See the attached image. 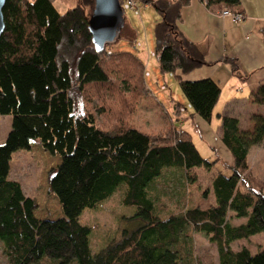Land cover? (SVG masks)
I'll return each instance as SVG.
<instances>
[{
	"label": "trees",
	"instance_id": "16d2710c",
	"mask_svg": "<svg viewBox=\"0 0 264 264\" xmlns=\"http://www.w3.org/2000/svg\"><path fill=\"white\" fill-rule=\"evenodd\" d=\"M53 1L4 0L1 9L0 115L10 116L0 144V242L5 264L44 260L52 264H177L181 254L192 248L189 230L205 234L215 244L218 264H264V245L255 253L229 246L234 240L264 234V181L250 174L246 161L249 146H264V117L254 115L252 130L240 131L236 118L216 113L219 138L232 162L226 166L229 175L217 173L211 180L214 205L158 216L147 189L164 169L179 170L185 183L195 186L197 178L191 169H209L214 161L203 158L190 134L173 125L154 135L127 125L125 117L134 103L151 95L141 61L129 51L106 50L108 44L100 52L92 48L86 7L90 10L93 0H60L67 5L61 13ZM200 1L209 11L218 12L232 10L239 2ZM139 2L149 4L159 16L151 32L160 73L179 70L185 74L203 64L201 52L176 26L179 9L188 0ZM260 35L264 43V28ZM134 38L135 32L125 25L116 37L129 43ZM226 62L236 69L234 59ZM175 78L192 113L208 123L220 93L217 83L211 78ZM111 89L127 94L129 109L123 117L114 114V122L103 127L98 118L110 112L100 95ZM74 91L88 103L100 104L95 110H80ZM251 97L264 104V84ZM181 106L174 103L178 110ZM34 139L43 151L59 157L47 179L59 205L57 218H37L35 200L17 181L8 179L11 153L29 150ZM122 185L121 202L133 208L126 217L133 226L122 228L117 239L91 253V228L80 224L78 216ZM228 211L236 218L245 217V222L230 224Z\"/></svg>",
	"mask_w": 264,
	"mask_h": 264
},
{
	"label": "rangeland",
	"instance_id": "374dc122",
	"mask_svg": "<svg viewBox=\"0 0 264 264\" xmlns=\"http://www.w3.org/2000/svg\"><path fill=\"white\" fill-rule=\"evenodd\" d=\"M53 3L59 12L66 7V4L59 0H55ZM121 5L124 8L125 19L134 27H138L140 33L143 31V35H139V38L135 40L137 41L135 45H130L122 39H115V41L106 45V50L129 51L131 53L138 51L137 54L145 64L143 78L151 91V95L140 98L134 103L132 111L125 117V123L150 135L164 132L172 125L185 130L190 134L199 154L209 162L214 161L209 169L203 167L191 169V172H194L197 178L195 186L185 183L183 173H180L179 170L164 169L147 189L149 197L153 200L155 213L160 217H164L183 208L191 206L205 208L212 205L211 178L218 172L227 173V170L223 168V164L232 162V157L221 143L216 130L218 119L215 111L220 106L221 99L216 101L212 117L208 123L197 118L182 97L173 73H160L158 71L153 55L152 36H149L147 29L150 17L144 14L142 20H140L141 23L137 18L136 10H128L124 0H121ZM86 11L89 14L88 7H86ZM107 91H104L102 95L99 94L100 99L106 105L105 108L110 112L108 116L98 118L103 127H107L111 122H114L116 115L119 114L120 117H123L124 111L129 109L126 104V93L114 89ZM74 98L77 108L80 110H95L96 105L100 104L99 101L88 103L76 91H74ZM175 102L182 103L180 114L174 112L177 111V107H174ZM161 104L164 105L165 110L161 109ZM9 126L10 116L0 115V144L3 142ZM58 162L59 157L43 151L39 147L37 139L32 141L29 150L19 149L10 155L8 179L17 181L23 192L35 200L34 215L38 218L48 217V219H53L61 215L58 202L49 192L47 183L50 170ZM248 162L255 171L264 173V149L256 152L252 147L248 153ZM123 190V185L116 188L106 199L96 203L92 208H84L78 216L80 224L91 228L88 243L91 253H95L109 240L117 239L122 228L133 226L132 222L126 219L133 213V208L124 206L121 202ZM188 234L190 235L189 242L192 248L181 254L182 257L177 264H217L215 244L210 242L207 236L201 232L189 230ZM257 237L259 238L260 235H257ZM257 237L253 239L256 240ZM239 244H241V241L238 244H233V249L237 248ZM249 246H253V243L249 242ZM0 264H5L4 256L1 253V242ZM41 264L52 263L44 260Z\"/></svg>",
	"mask_w": 264,
	"mask_h": 264
},
{
	"label": "crops",
	"instance_id": "0c3cea01",
	"mask_svg": "<svg viewBox=\"0 0 264 264\" xmlns=\"http://www.w3.org/2000/svg\"><path fill=\"white\" fill-rule=\"evenodd\" d=\"M238 1V5L234 6L232 10L242 13L243 19L239 23L234 22L229 16L220 15L217 10L209 11L200 0H188L187 4L180 7L179 19L176 21V26L183 37L193 43L201 52L203 64L185 74H181L179 70H176L173 75L174 77L175 75H179L181 79L188 81L211 78L220 88L217 101L221 99V104L216 109L215 114L218 113L220 115L234 117L237 119V126L240 131H251L253 128L252 117L254 115L264 117V104L253 102L251 97V93L256 87L264 84V43L260 35L261 29L264 28V0ZM65 9L61 12H64ZM136 13L138 14L137 18L139 21L142 20L141 18L144 14L150 17L147 23V29L149 36H152V26L159 20V16L149 4L142 2H140V9ZM124 25L135 32V38L130 43V45H135V42H137L135 40L139 38V35H143V31L140 33V29L134 27L126 19L124 20ZM122 40L129 43L125 39ZM151 43L153 46L152 37ZM137 53L138 51L134 55L141 61L145 70V64ZM226 59H234L236 64L235 70L230 68ZM171 100L173 99L171 98ZM179 104L182 105V103ZM181 109L182 107L174 112L180 114ZM196 117L199 118L198 116ZM218 124L219 120L216 124V130L219 136ZM252 147L256 152L264 149V146L259 144H255ZM251 148H248L246 155L250 174L256 180H264V173L255 171L248 162V153ZM230 164H223V168L227 170V173H218H222L225 176L229 175L230 169L226 166ZM241 188L244 187L241 186ZM262 190L264 192V188ZM210 194L213 198L211 181ZM212 205H214V198ZM226 217L232 225L244 223L246 220L245 217H234L231 211L227 212ZM257 235H260V237L258 238ZM254 237L258 239L254 240ZM239 241H241V244L233 249V244H238ZM249 242H252L253 246L250 247ZM263 245V232L250 235L246 239L234 240L229 244L232 250H237L243 246L250 253H255L258 247L261 248Z\"/></svg>",
	"mask_w": 264,
	"mask_h": 264
},
{
	"label": "water",
	"instance_id": "95a60500",
	"mask_svg": "<svg viewBox=\"0 0 264 264\" xmlns=\"http://www.w3.org/2000/svg\"><path fill=\"white\" fill-rule=\"evenodd\" d=\"M3 2L4 0H0V33L3 30ZM124 20V8L120 0H93L87 20L92 48L100 52L106 44L114 41L124 25Z\"/></svg>",
	"mask_w": 264,
	"mask_h": 264
},
{
	"label": "built area",
	"instance_id": "2783aa9c",
	"mask_svg": "<svg viewBox=\"0 0 264 264\" xmlns=\"http://www.w3.org/2000/svg\"><path fill=\"white\" fill-rule=\"evenodd\" d=\"M126 8L130 11H137L140 7L139 0H124ZM219 14L222 16H229L234 22L239 23L243 19V15L239 11H233L228 8H221ZM264 193V192H263Z\"/></svg>",
	"mask_w": 264,
	"mask_h": 264
}]
</instances>
